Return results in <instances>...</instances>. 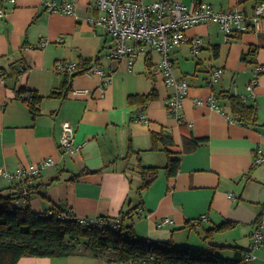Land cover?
Wrapping results in <instances>:
<instances>
[{"label": "crops", "instance_id": "crops-1", "mask_svg": "<svg viewBox=\"0 0 264 264\" xmlns=\"http://www.w3.org/2000/svg\"><path fill=\"white\" fill-rule=\"evenodd\" d=\"M178 1L194 4V0ZM205 1L222 10L239 5L252 14L263 0ZM0 9L4 10L0 16V72L12 73L5 79L0 76V167L14 173L47 158L56 161L28 179L25 185L30 186L31 195L18 200L19 205H30L39 213L68 210L80 219L119 216L122 210L138 207L135 227L141 237L173 240L202 250L210 243L205 239L207 229L226 220L236 221L234 228L217 232L211 241L238 246L244 257L264 219V162H257L259 153H264V72L254 98L247 89L256 64L264 67V19L257 30L238 34L231 42H226L217 23H201L188 30L189 40L173 49L175 72L190 83L181 127L166 104L173 88L157 71L160 54L140 55L133 66L126 58L110 57L111 36L102 26L87 21L90 15L101 13L93 0H77L75 15L49 11L43 0H0ZM193 38L202 40L198 53L192 49ZM42 42L46 43L42 46ZM250 48L258 49L255 63L243 59ZM83 59L98 60L110 75L109 82L104 83L101 74H78L67 97L52 96L63 81L58 63L77 64ZM18 63L21 69L16 67ZM219 67L224 74L212 84L211 73ZM19 88L42 97L38 115L18 99ZM153 89L158 97L145 107L130 104V96L149 94ZM214 89L243 95L255 104L261 125L231 123L226 114L210 105ZM139 114L145 120H136ZM64 121L73 124L74 143L81 145L73 154L60 147ZM164 131L174 140L168 146L172 157L181 158L173 176L165 168L169 155L164 146L151 149L152 134ZM191 137L204 141L193 149ZM141 165L162 168L153 184L140 192ZM10 187L23 190V181L0 176V190L8 192ZM167 218L170 220L163 223ZM221 254L232 257L234 250L226 247ZM256 254V259L245 263L264 264V246ZM17 264L136 263L75 253L25 256Z\"/></svg>", "mask_w": 264, "mask_h": 264}, {"label": "trees", "instance_id": "trees-1", "mask_svg": "<svg viewBox=\"0 0 264 264\" xmlns=\"http://www.w3.org/2000/svg\"><path fill=\"white\" fill-rule=\"evenodd\" d=\"M257 52V48H250L243 59L255 63ZM97 61L83 59L75 63L73 71H59L63 75V81L60 90L53 92L52 96L67 97L73 88L74 77L85 73ZM14 73L18 72L14 69ZM8 75L12 73L0 72L3 78ZM17 93L18 99L26 104L34 115H38L42 97L27 88H19ZM213 95L223 107L225 114L232 115L237 123L247 127L261 125L257 106L249 103L243 95L229 90L215 89ZM157 97L158 93L153 89L149 94L132 95L129 101L130 104L145 107ZM138 119L140 114L136 117V120ZM179 121L181 127L185 125L182 117ZM152 141V150L159 149L160 145L164 146L169 155L166 171L170 176L176 175L181 165V158L172 157V151L168 149V146L174 143L172 135L165 131L152 134ZM201 141L204 139L194 138L193 149ZM161 168L141 165L140 192L153 184ZM27 181L28 179L25 183ZM10 189L8 192H5L6 189L0 190V264H17L25 256L66 257L75 253L136 264H246L242 256L243 250L238 246L221 245L211 241L217 232L234 228L238 224L236 221L226 220L207 229L205 239L210 240V243L206 250H202L192 246L177 245L173 240L160 241L141 237L135 227L138 207L122 210L119 216L105 215L87 222V220L81 221L68 210L54 209L52 213L46 211L44 214V212H35L30 205L18 206L16 200L30 197V186L27 185L28 194L24 190L14 191L13 187ZM226 247L233 248L232 257L221 254Z\"/></svg>", "mask_w": 264, "mask_h": 264}, {"label": "built area", "instance_id": "built-area-1", "mask_svg": "<svg viewBox=\"0 0 264 264\" xmlns=\"http://www.w3.org/2000/svg\"><path fill=\"white\" fill-rule=\"evenodd\" d=\"M14 1V0H11ZM101 10L99 15H90L87 21L95 26H102L111 36L109 42V55L116 59H127L130 66H133L140 55L148 56L150 51H157L161 58L157 71H161L165 76V83L172 87L173 91L166 99V104L170 111L181 118L183 101L188 96L190 83L184 77H180L175 72V61L171 52L182 43L189 40L187 34L191 27L201 23H217L225 33L226 42H231L233 38L248 31H255L260 27L264 19V0L257 3L254 13L247 14L239 5L231 9H217L205 0H194L192 6H187L178 0H93ZM49 11H61L68 14L77 13V0H64L58 3L54 0H43ZM4 10L0 9V16ZM46 42H42L43 46ZM192 49L195 53L200 51L202 40L193 38ZM75 63L60 62L57 70L60 72L73 71ZM264 72V67L256 64L254 75L247 85L249 96H256V86L259 78ZM87 74H101L104 83H108L110 75L97 64L88 69ZM224 74V69L219 67L211 73V83L215 84ZM200 102V101H199ZM210 105L224 114V109L215 100L214 95L209 100ZM231 123L236 120L232 115H226ZM140 120H145V115H140ZM75 127L70 121H64L62 132L59 137L61 150L66 154H73L81 148V145L74 143ZM257 162H264V153H259ZM56 161L53 158L42 160L36 165L28 168L22 167L14 173L6 171L0 167V176L9 179L18 177L23 181V190L28 194L26 179L37 176L44 168L54 166ZM52 213L53 211H48ZM45 214V212H44ZM93 220V219H82ZM167 218L163 223H167ZM264 246V219L260 222L259 228L253 233V242L250 248L244 251V260L249 262L257 258L256 250Z\"/></svg>", "mask_w": 264, "mask_h": 264}, {"label": "water", "instance_id": "water-1", "mask_svg": "<svg viewBox=\"0 0 264 264\" xmlns=\"http://www.w3.org/2000/svg\"><path fill=\"white\" fill-rule=\"evenodd\" d=\"M16 67H17L18 69H21V64H20V63L16 64ZM22 68H26V67L23 66Z\"/></svg>", "mask_w": 264, "mask_h": 264}, {"label": "rangeland", "instance_id": "rangeland-1", "mask_svg": "<svg viewBox=\"0 0 264 264\" xmlns=\"http://www.w3.org/2000/svg\"><path fill=\"white\" fill-rule=\"evenodd\" d=\"M19 201L18 200H16V204L19 206V203H18Z\"/></svg>", "mask_w": 264, "mask_h": 264}]
</instances>
